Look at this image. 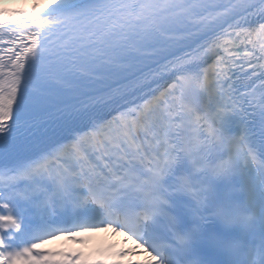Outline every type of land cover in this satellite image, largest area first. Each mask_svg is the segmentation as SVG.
<instances>
[{
  "label": "snow or ice",
  "instance_id": "snow-or-ice-1",
  "mask_svg": "<svg viewBox=\"0 0 264 264\" xmlns=\"http://www.w3.org/2000/svg\"><path fill=\"white\" fill-rule=\"evenodd\" d=\"M0 264H264V0L0 6Z\"/></svg>",
  "mask_w": 264,
  "mask_h": 264
},
{
  "label": "bare ground",
  "instance_id": "bare-ground-1",
  "mask_svg": "<svg viewBox=\"0 0 264 264\" xmlns=\"http://www.w3.org/2000/svg\"><path fill=\"white\" fill-rule=\"evenodd\" d=\"M26 0H22V2L21 3H19V0H15V1H7V2H4V3H2V4H0V6H9V7H12V6H17V5H22V4H24V2H25ZM118 239L120 240V241H123V238L122 237H118ZM101 248V247H100ZM99 249V248H98Z\"/></svg>",
  "mask_w": 264,
  "mask_h": 264
},
{
  "label": "rangeland",
  "instance_id": "rangeland-1",
  "mask_svg": "<svg viewBox=\"0 0 264 264\" xmlns=\"http://www.w3.org/2000/svg\"><path fill=\"white\" fill-rule=\"evenodd\" d=\"M7 1H11V0H0V4L4 3V2H7ZM12 1H15V0H12ZM32 1V0H31ZM50 2V0H49Z\"/></svg>",
  "mask_w": 264,
  "mask_h": 264
}]
</instances>
